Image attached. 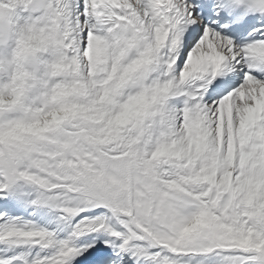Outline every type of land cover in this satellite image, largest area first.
I'll use <instances>...</instances> for the list:
<instances>
[{"label": "snow or ice", "instance_id": "obj_1", "mask_svg": "<svg viewBox=\"0 0 264 264\" xmlns=\"http://www.w3.org/2000/svg\"><path fill=\"white\" fill-rule=\"evenodd\" d=\"M0 264H264V0H0Z\"/></svg>", "mask_w": 264, "mask_h": 264}]
</instances>
